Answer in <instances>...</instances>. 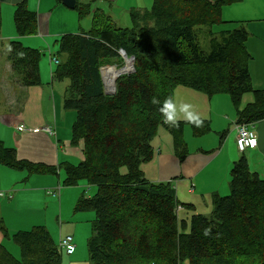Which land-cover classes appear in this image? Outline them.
<instances>
[{
    "label": "trees",
    "instance_id": "trees-1",
    "mask_svg": "<svg viewBox=\"0 0 264 264\" xmlns=\"http://www.w3.org/2000/svg\"><path fill=\"white\" fill-rule=\"evenodd\" d=\"M242 1L154 0L150 10L131 11V28L107 22L59 39L60 64L53 78L70 82L63 104L76 112L72 143L83 155L78 165L64 164V185L97 189L91 197L83 194L76 206L95 213L87 247L92 264H264V178L250 170L246 156L234 164L230 194L214 195L211 213L189 220L180 218L173 183L150 182L142 168L154 159L152 143L162 128L173 134L178 157L188 154L183 126L164 123L159 110L180 86L229 95L238 124L264 120V90L253 88L248 68L249 32L243 23L222 28L223 8ZM74 9L82 15L87 7L77 3ZM15 22L21 36L38 31L37 14L26 2L17 6ZM202 34L209 39L208 50L201 45ZM120 51L135 58V71L119 77L116 94L108 95L102 68L124 67ZM7 52L23 86L42 85V51L13 42ZM247 93L254 102L242 108ZM192 126L201 134L209 130L207 121ZM0 163L28 174L60 172L19 159L1 139ZM0 228L21 251L17 258L0 241V264H63L66 252L45 226L14 234Z\"/></svg>",
    "mask_w": 264,
    "mask_h": 264
},
{
    "label": "crops",
    "instance_id": "crops-1",
    "mask_svg": "<svg viewBox=\"0 0 264 264\" xmlns=\"http://www.w3.org/2000/svg\"><path fill=\"white\" fill-rule=\"evenodd\" d=\"M127 1L77 0V3L87 7L81 15L78 10L66 7L59 0H0V73H5L4 80L0 79V139L7 148L17 150L19 159L60 168L65 163L78 165L82 161L80 146L72 143V127L76 114L68 123L65 117L67 110L63 103L69 85L66 89L62 88V103L56 100L57 85H53V74L59 65L54 61L58 53V41L67 33H87L102 23L108 22L116 26L110 17L104 15L105 8L94 9V4L98 3L103 7L106 3L113 6ZM22 2H26L28 9L37 14L38 31L33 36H21L17 31L15 14L17 6ZM150 2L151 0H139L137 10H148ZM133 10L134 7L131 8ZM96 15H99V21L96 20ZM221 17L225 23L222 25L224 29L232 30L243 23L248 30L246 48L251 56L248 63L251 83L255 90H264V0H243L241 3L226 6ZM13 42H20L28 49L42 51L40 78L46 84L52 78L51 85L26 87L14 84L7 52ZM52 47H55L54 51ZM45 50L48 51V59L44 56ZM173 101L178 109L181 104L192 105V110L201 120L208 122L209 130L204 134L195 131L183 119V113H179L178 123L183 126L182 138L188 150L186 158L182 160L178 157L173 134L162 128L152 143L154 159L142 168L150 182L173 183L181 205L180 218L189 220L194 214H210L214 195L225 197L230 194L231 172L242 156L247 157L250 170L264 178V120L252 124L258 135V144L240 153L236 147L238 115L229 95L211 96L180 86L174 91ZM253 102L254 95L247 93L241 106L244 108ZM25 172L0 163V227L4 226L10 234H14L48 226L52 229L49 231L52 239L59 245L66 235L61 233L58 236L54 223H59L60 229L64 230L66 221L70 224V228L66 230L68 236L74 238L76 247L80 244L81 250L78 239L87 230V227L81 226L87 222L93 224L95 220L93 211H78L75 207L80 197L87 193L83 188L88 185L82 183L63 190L60 177L55 179L49 177L55 176L53 174ZM31 182H38L39 186H29ZM92 187L91 195L87 194L89 197L97 191ZM67 201L69 203L66 208ZM92 229L91 225L90 237ZM90 237L87 239V247ZM5 240L0 230V241L4 244ZM78 251L79 248H76L74 255L70 256L76 262L79 261Z\"/></svg>",
    "mask_w": 264,
    "mask_h": 264
},
{
    "label": "rangeland",
    "instance_id": "rangeland-1",
    "mask_svg": "<svg viewBox=\"0 0 264 264\" xmlns=\"http://www.w3.org/2000/svg\"><path fill=\"white\" fill-rule=\"evenodd\" d=\"M138 2H139V0H128L127 3L122 2V3H119V4H115L113 6L110 3H106V4H104L103 7H100L98 5V3H95L94 4V9H97V8H105L104 10H106V11H105V14L104 15L110 17L111 18V21L117 27H120V28H131L133 26V21H132V18H131V8L134 7L135 10H137L138 7H139ZM153 2H154V0H151L150 4L148 5V7H149L148 10H150L152 8ZM99 11L101 12V10H99ZM67 34H70V33H67ZM200 42H201V45L203 46V48L205 50H208L209 49V44H208L209 43V39L206 38V35L205 34H202L201 35ZM45 45H46V43H45ZM46 48H47V46H46ZM52 50L54 51L55 50V47L54 48L52 47ZM44 53H45L44 56L46 57V59H48V57H49L48 51L45 50ZM124 65H125V61H124ZM112 66H115V67H112ZM125 67H126V65H125ZM103 68H105L103 70L105 76H106V72L107 71H109V70H118L119 69V67H117V65H106ZM4 76H5V73L2 71V73H0V79L1 80H4ZM12 76H13V78H12ZM11 79L14 82V84L22 85L18 81V79L16 78L13 70H12V74H11ZM41 82H42V85H51L52 84V78L49 79V82L47 84L44 83L42 80H41ZM53 85H57L58 86V87L56 86V94H58V98L56 96L55 97H56V100H60L61 103H62V99H61L62 98V94H63V92L61 93L62 88L63 89H66L67 85H70V82H69V80H66V79L65 80H62V79L61 80H54ZM60 87H61V89H60ZM109 92H111V90H109ZM75 114H76L75 111H67V114H65V117L68 119L67 120V123H68V121H70V119L72 117H74ZM60 117H61L60 119L62 120L63 117H62L61 114H60ZM67 123H62V125H66ZM236 147H237V145H236ZM59 171L60 172H59L58 175L49 176V177H53L55 179H57L58 177H60V181L62 183L61 188L63 190L64 189H71L72 187H65L63 185L64 184V181H65V178H66L64 167L63 168H60ZM125 171H126V169L123 168L122 169V172H125ZM25 173H27V172H25ZM44 177H48V176H44ZM29 186L38 187L39 186V183L38 182H31V183H29ZM92 188H94V187H92ZM84 189H85V191H87L86 194L91 195V190L92 189L90 188V186L89 187L86 186L85 188H83V190ZM68 203H69V201H67V203H66V208L68 207ZM69 215H70V212H69ZM93 217H94V215L92 213V219H93ZM54 224H55L54 226L56 228V232H57L58 236H60V234L63 233L64 236L66 235L68 237V232H66V230H68L70 228V224L69 223H66V221H64V224L66 225L65 228H64V230H61L60 229V226L61 225H59V223L55 222ZM91 225H93L91 222L90 223L87 222V224L81 226V228H83L84 226L87 227V230H86V232L83 235L81 233V235H82L81 236V239H78V241L81 242V250H80V244H79V247H76V248H79V251L77 253V255H78L77 256V260H79V261L76 262V261H74V259L72 260V258L70 256H67L64 253L63 264H92V262H90V260H89V254H88V248H87V239L90 237V234H91ZM47 228H48V226H47ZM50 230H52V229H49V231ZM78 234L80 236V232ZM57 241H59V238H58ZM4 245L17 258H20L21 257V251H20L19 247L14 243V241L12 239H8L7 238L5 240ZM72 261H73V263H72Z\"/></svg>",
    "mask_w": 264,
    "mask_h": 264
},
{
    "label": "built area",
    "instance_id": "built-area-1",
    "mask_svg": "<svg viewBox=\"0 0 264 264\" xmlns=\"http://www.w3.org/2000/svg\"><path fill=\"white\" fill-rule=\"evenodd\" d=\"M54 61L60 64L57 58H54ZM252 124L239 123L237 125L236 145L240 153H244L258 144V135L253 129ZM178 210L180 211L181 207ZM60 246L68 256H72L76 252V245L72 236L63 237L60 240Z\"/></svg>",
    "mask_w": 264,
    "mask_h": 264
},
{
    "label": "clouds",
    "instance_id": "clouds-1",
    "mask_svg": "<svg viewBox=\"0 0 264 264\" xmlns=\"http://www.w3.org/2000/svg\"><path fill=\"white\" fill-rule=\"evenodd\" d=\"M153 103L158 104L160 102L154 99ZM159 110L164 118V123L170 124L173 127L178 126V121L180 119L179 113H183V119L190 125L200 127L203 123L200 116L192 110V105L181 104L178 109L172 97L165 99Z\"/></svg>",
    "mask_w": 264,
    "mask_h": 264
},
{
    "label": "water",
    "instance_id": "water-1",
    "mask_svg": "<svg viewBox=\"0 0 264 264\" xmlns=\"http://www.w3.org/2000/svg\"><path fill=\"white\" fill-rule=\"evenodd\" d=\"M59 1L62 2L63 5H65L66 7L70 8V9H74L76 7V5H77V0H59ZM120 55L124 58L125 65L127 64L128 61L131 63V70L129 72H127V73L124 72L125 65H124V67L119 68L120 69L119 70V74H117L118 78L121 77L122 75L131 74V73H133L135 71V67H134L135 58H129L125 51H120ZM112 67H115V66H112ZM104 69L105 68L102 69V77H103V81H104V85H105L104 89H106V94L115 95L116 92H117V80H118V78L116 79V81H115V83L113 85V88H114L113 91L109 92L108 89H110V88L106 84V81H105V78H104V74H103V70Z\"/></svg>",
    "mask_w": 264,
    "mask_h": 264
},
{
    "label": "bare ground",
    "instance_id": "bare-ground-1",
    "mask_svg": "<svg viewBox=\"0 0 264 264\" xmlns=\"http://www.w3.org/2000/svg\"><path fill=\"white\" fill-rule=\"evenodd\" d=\"M119 70H109L106 72V76L104 75V78H105V81H106V84L108 85V87L110 88L109 90L113 91V85L116 81V79L118 78V75L119 74ZM131 70V63L128 61L127 64H126V67H124V72H129ZM103 74H104V71H103ZM123 76V75H122Z\"/></svg>",
    "mask_w": 264,
    "mask_h": 264
}]
</instances>
